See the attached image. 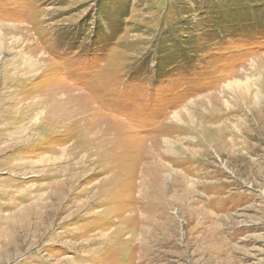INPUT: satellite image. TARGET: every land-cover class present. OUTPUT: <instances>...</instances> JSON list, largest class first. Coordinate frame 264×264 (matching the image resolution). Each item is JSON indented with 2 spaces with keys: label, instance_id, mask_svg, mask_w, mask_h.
Masks as SVG:
<instances>
[{
  "label": "rangeland",
  "instance_id": "rangeland-1",
  "mask_svg": "<svg viewBox=\"0 0 264 264\" xmlns=\"http://www.w3.org/2000/svg\"><path fill=\"white\" fill-rule=\"evenodd\" d=\"M263 106L264 0H0V264H264Z\"/></svg>",
  "mask_w": 264,
  "mask_h": 264
},
{
  "label": "bare ground",
  "instance_id": "bare-ground-1",
  "mask_svg": "<svg viewBox=\"0 0 264 264\" xmlns=\"http://www.w3.org/2000/svg\"><path fill=\"white\" fill-rule=\"evenodd\" d=\"M260 68V67H259ZM257 70V69H256ZM252 72V71H251ZM258 72H259V70H258ZM243 73H245V72H243ZM247 76H249V75H247ZM245 79V78H244ZM239 80V79H238ZM242 80V79H241ZM232 81V80H231ZM246 81V80H245ZM248 81H250V80H248ZM232 83H234V84H236L235 86H232L231 84H230V90H231V92H232V94H233V97H234V99H238L237 101H239L240 103H242L244 106H247V107H252V106H254V95L255 94H251L250 92V89H249V87H246V88H241L240 86L242 85L243 86V83H238V82H232ZM249 83V82H248ZM252 83V82H251ZM239 84H240V86H239ZM247 85V84H246ZM228 86V85H227ZM255 85H253V87H254ZM258 86V85H257ZM252 87V86H251ZM226 88V87H225ZM224 87H223V90L225 89ZM255 88V87H254ZM219 91V90H218ZM220 92V91H219ZM258 92V91H257ZM229 93V92H228ZM218 95V94H217ZM259 97V96H258ZM217 98V99H216ZM201 99V98H200ZM213 102H219L220 101V98H218V97H213ZM206 100V99H205ZM252 100V101H251ZM204 101V100H203ZM224 102H223V106L220 104L219 106H218V108H216L217 110H216V114H214V115H210L209 117H208V119L209 120H216L217 121V119H220L219 117L221 116V113L223 112V110H224V103H225V105H227L228 106V102L226 101V100H223ZM198 102V101H197ZM203 103V102H202ZM219 103H221V101L219 102ZM257 103V102H256ZM200 104V103H199ZM259 104V103H258ZM209 105V104H208ZM263 105V104H262ZM197 106V105H196ZM200 106V105H199ZM205 106V105H204ZM195 107V106H194ZM201 107H203V106H201ZM206 107V106H205ZM224 107V108H223ZM264 107V106H263ZM237 108V107H236ZM249 108V109H250ZM226 109V108H225ZM188 110V109H187ZM240 110V109H239ZM213 111V110H212ZM253 111V110H252ZM190 112L191 111H187L185 114H184V117L183 118H185V121H187L186 123H188V122H190V119H191V117H190ZM229 112H230V110H229ZM191 114H192V112H191ZM172 118H174V119H179V116H178V113L177 114H174L173 116H172ZM215 118V119H214ZM194 119V118H193ZM240 119V118H239ZM175 121V120H174ZM180 122V121H179ZM183 122V121H182ZM218 122V121H217ZM222 122H225V120H220L219 122H218V124H220V123H222ZM196 123V122H195ZM208 123V122H207ZM241 123V122H240ZM214 124V123H213ZM226 125V124H225ZM216 127V126H215ZM222 127V126H221ZM228 129V128H227ZM226 129V130H227ZM223 130V129H222ZM185 132V131H184ZM221 133V132H220ZM232 133V132H231ZM190 134V133H189ZM227 134V133H226ZM235 134V133H234ZM221 135V134H220ZM232 135V134H231ZM197 136V135H196ZM224 136V135H223ZM215 138V137H214ZM219 138V137H218ZM207 139V138H206ZM230 139V138H229ZM205 140V139H204ZM227 140V139H226ZM218 141V140H217ZM162 143V142H161ZM164 143H166V140L164 141ZM204 142L203 141H195V144L193 143V146L195 147V148H201V144H203ZM173 146V145H172ZM181 146H182V144H181ZM232 146V145H231ZM234 146V145H233ZM155 147H156V145H155ZM183 148V150H185V152L186 153H189V154H193L194 155V148H191V147H182ZM160 163V162H159ZM156 166V165H155ZM161 168L163 167V166H160ZM160 167L158 168V170H157V173H160L159 172V169H160ZM143 175V174H142ZM187 183V182H186ZM198 184V183H197ZM196 184V185H197ZM178 185V184H177ZM182 187V186H181ZM188 191V190H187ZM129 234V233H128ZM40 235V234H39ZM43 235V234H42ZM38 238V237H37ZM41 240V239H40Z\"/></svg>",
  "mask_w": 264,
  "mask_h": 264
}]
</instances>
